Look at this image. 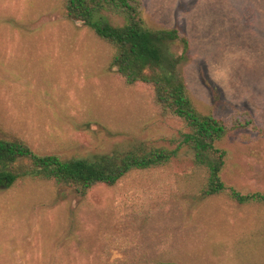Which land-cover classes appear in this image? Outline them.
<instances>
[{"label":"rangeland","instance_id":"obj_1","mask_svg":"<svg viewBox=\"0 0 264 264\" xmlns=\"http://www.w3.org/2000/svg\"><path fill=\"white\" fill-rule=\"evenodd\" d=\"M142 3L150 27L189 37L178 69L198 111L248 114L264 129V0ZM167 51L181 55L179 44ZM110 55L56 0H0V137L99 164L175 148L181 123L155 112L146 87H125ZM218 145L228 152L223 181L264 194V135L237 130ZM191 158L181 150L167 168L98 186L86 200L44 182L1 188L0 264H255L261 254L247 240L264 230V206L188 195ZM248 234L240 259L233 247Z\"/></svg>","mask_w":264,"mask_h":264},{"label":"trees","instance_id":"obj_2","mask_svg":"<svg viewBox=\"0 0 264 264\" xmlns=\"http://www.w3.org/2000/svg\"><path fill=\"white\" fill-rule=\"evenodd\" d=\"M64 19L80 22L111 49L108 68L128 88L144 86L152 107L163 119L181 123L173 140L175 148L127 152L116 161L99 164L75 157L38 153L20 138L0 137V189L19 182H44L62 188L81 200L98 186L113 188L132 173L167 168L178 152L192 156L185 176V192L198 200L223 198L241 207L264 206L263 193H243L226 184L222 173L228 152L219 143L237 130L264 135V129L248 114L227 119L198 111L190 97L186 77L178 69L190 52L189 37L178 29H155L143 18L142 0H56ZM244 20L252 26L254 15ZM121 23H113L114 21ZM170 44H179L181 55L168 56ZM243 237L234 245L237 257H247L242 244H257L264 264V230ZM242 248V249H241ZM244 248V249H243ZM244 250V251H243ZM246 252V254H245Z\"/></svg>","mask_w":264,"mask_h":264}]
</instances>
